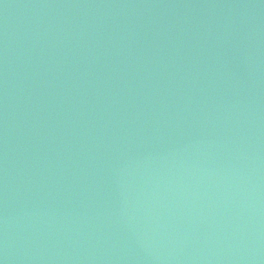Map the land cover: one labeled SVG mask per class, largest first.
I'll return each mask as SVG.
<instances>
[{"label": "water", "instance_id": "obj_1", "mask_svg": "<svg viewBox=\"0 0 264 264\" xmlns=\"http://www.w3.org/2000/svg\"><path fill=\"white\" fill-rule=\"evenodd\" d=\"M0 264H264V0H0Z\"/></svg>", "mask_w": 264, "mask_h": 264}]
</instances>
